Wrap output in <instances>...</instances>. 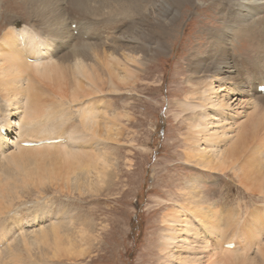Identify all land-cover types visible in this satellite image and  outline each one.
<instances>
[{
  "label": "bare ground",
  "instance_id": "obj_1",
  "mask_svg": "<svg viewBox=\"0 0 264 264\" xmlns=\"http://www.w3.org/2000/svg\"><path fill=\"white\" fill-rule=\"evenodd\" d=\"M16 5L21 14L11 16L0 39V95L3 93L1 100L7 106L0 119V247L5 246L0 249V264H6L7 258L17 264L23 246L28 261L34 263L31 245L49 246L57 256L62 251L75 252L92 239L94 223L90 219L79 222L70 217L66 229L55 215L19 218L20 210H15L23 203L21 189L7 176L19 175L25 193L42 195V183L31 182L36 173L30 167L33 161L46 160L64 165L66 172L56 177L73 182L78 189L83 190L82 182H87V189L96 194L110 184L108 170L113 166L110 156L114 151L98 150V143L103 144L112 134L120 142L123 121L131 114L110 109L101 96L136 87L148 63L169 49L172 29L179 26L175 23L187 6H211L222 25L210 31L209 53L200 49L193 53L197 62L194 77L188 81L193 89L181 104L198 113L193 117L186 158L210 172L233 170L240 184L253 194L264 195V93L258 91L264 85V63L257 62L260 65L254 71L246 69L243 75L236 71L230 51L235 42L247 40L264 56V0H17ZM128 17L130 24L117 34L121 28L113 20ZM18 19L28 21L19 26ZM49 95L76 107L82 129L75 124L57 132L67 119L65 112L59 117L37 116V101L47 100ZM244 103L254 110L240 123L232 121L238 105ZM100 105H104L102 111ZM89 140L91 150L82 151V142ZM4 175L8 185H1ZM192 179L183 196L186 204H179L183 215L172 211L165 220L161 242L166 264H264V217L258 216L264 208L249 211L243 223L238 211L235 219L222 221V226L217 205L209 204L202 195L200 178ZM11 215L12 225L4 227ZM15 227L18 233L12 235ZM230 228H240V232L234 231V239L225 241L224 232ZM254 243L259 261L250 255ZM241 251L244 255L239 260Z\"/></svg>",
  "mask_w": 264,
  "mask_h": 264
},
{
  "label": "rangeland",
  "instance_id": "obj_2",
  "mask_svg": "<svg viewBox=\"0 0 264 264\" xmlns=\"http://www.w3.org/2000/svg\"><path fill=\"white\" fill-rule=\"evenodd\" d=\"M16 2L17 0H0V39L13 20L11 16L21 14ZM68 3L64 4L65 10L69 6ZM183 12L180 20L175 23L179 26L172 29V37L168 39L169 49L148 63L142 71L141 79L137 82L136 87L130 91L124 89L116 95L113 92H106L101 96L103 100L107 99L103 102H107L110 109L122 113L129 111L131 114L130 119L123 121L125 132L120 137V142H116L112 134L104 140V145L98 143V150L105 147L110 152L114 151L110 156L113 166L108 170L110 174H108L107 181L110 184L107 183L96 194L87 189L89 188L87 182H82L83 190L82 188L78 189L73 182L56 177L59 172L62 174L66 172L64 165L46 160L38 162L39 164L37 161H33L30 167L36 173L31 182L40 181L42 183V195L37 191L25 193L26 187L22 186V179L19 175L7 176L13 183L19 185V191L21 189L20 195H22L23 203L17 205L18 209L15 210V213L20 210L19 218L33 219L39 218L40 215L49 218V216L55 215V219L59 223L62 222L66 229L70 217H76L79 222L90 219L94 223L92 231L94 236L89 243L79 247L77 252L64 253L62 251L54 256V249L46 245L34 244L30 246V253L33 254L30 258L35 261L32 263V261H28V251L23 246L17 264L22 262L23 264H166L168 260L162 252L161 242L162 235H165V220L172 211L180 212L183 215L184 212L179 204H186L183 196L188 191L186 187H189L190 181L193 180L192 177L200 178L199 185L206 202L209 204L214 202L217 205L219 217L222 218V226L227 223L229 218L235 219L234 215L238 211L242 212L244 219L241 221L243 223L249 216V211L264 208V195L253 194L243 184H240L233 170L228 169L224 173L210 172L195 161L187 159V148L191 145L189 138L190 135L193 136L191 129L196 120L193 117L198 112L185 109L181 101L185 100L187 93L193 89L192 84L188 83L191 77H194L192 71L194 72L197 62L193 53L198 49L209 53L207 50L212 45L210 31L215 30L216 26H220L222 23L219 14L211 6H187ZM129 19L131 18L128 17L126 20L120 21L119 19L113 20L115 26L121 28L117 34L121 35L128 27ZM16 21H18L17 25L21 26L28 20L18 19ZM149 27H152L151 24ZM73 28H76V25H73ZM230 51L236 71L243 75H245L246 69L254 71L256 65H260L257 62L264 63L261 50L254 49L247 40L235 42L233 51ZM233 53H238L239 56L236 58ZM241 55L248 58H241ZM255 81L258 82V80ZM2 94L0 95V119L7 108L5 102L1 100ZM37 102V113H39L37 116L39 117L45 115L59 117L62 112L66 113L67 119L63 126L56 128L57 132L62 133L66 128L75 124L82 129L83 123L76 107L71 108L70 104L61 103L59 99H53L52 95H49L47 100H38ZM238 106L236 107L239 110L237 109L235 117L231 119L240 123L254 109L252 105L245 106V103ZM103 107L104 105H100L101 111ZM200 114L201 112L198 118ZM91 141L82 142V151L91 150ZM254 145H257V140ZM37 174L38 178H35ZM70 176H72L71 173ZM7 178L4 175L3 179L5 180L1 185L9 184ZM21 207H24V210ZM258 216L264 217V209ZM7 218L8 220L3 224L4 227L8 224L12 225L14 215ZM51 219L53 218L51 217ZM255 219L258 220V218ZM252 221L250 220V222ZM191 222L195 223V218ZM45 224L47 227L49 226L48 222ZM3 226L1 229L4 228ZM62 229L64 230V228ZM239 230L240 228L226 230L224 240L234 239L235 232L239 233ZM13 233H18L16 227L11 232L12 235H14ZM235 239L239 241L236 237ZM4 247L1 246L0 249ZM257 248V243H254L250 255L252 254L256 261H259L260 254H258ZM242 252H239L237 257L240 259H237L243 258ZM26 259L28 262L25 261ZM4 260L7 262L6 264H11L13 261L11 258Z\"/></svg>",
  "mask_w": 264,
  "mask_h": 264
}]
</instances>
